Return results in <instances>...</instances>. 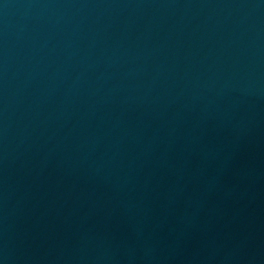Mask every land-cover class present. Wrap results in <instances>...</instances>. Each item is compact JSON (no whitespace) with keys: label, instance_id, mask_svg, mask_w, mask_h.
I'll list each match as a JSON object with an SVG mask.
<instances>
[{"label":"water","instance_id":"water-1","mask_svg":"<svg viewBox=\"0 0 264 264\" xmlns=\"http://www.w3.org/2000/svg\"><path fill=\"white\" fill-rule=\"evenodd\" d=\"M0 264H264V0H0Z\"/></svg>","mask_w":264,"mask_h":264}]
</instances>
